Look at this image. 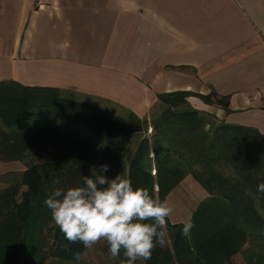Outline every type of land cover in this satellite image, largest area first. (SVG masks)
Returning a JSON list of instances; mask_svg holds the SVG:
<instances>
[{
  "label": "trees",
  "instance_id": "16d2710c",
  "mask_svg": "<svg viewBox=\"0 0 264 264\" xmlns=\"http://www.w3.org/2000/svg\"><path fill=\"white\" fill-rule=\"evenodd\" d=\"M189 97L228 111V96L169 92L157 96L159 111L148 122L132 112L118 115L63 98L55 88L0 82V163L24 168L0 190V264L77 263L73 253L87 249L78 241L69 244L71 251L61 250L68 242L44 201L56 189L83 186L81 177L102 164L110 169L101 174L129 178L134 189L147 188L161 201L188 175L207 194L191 215L188 237L182 235L183 224L168 219L171 244H157L150 260L136 264H235L237 255L245 264H264V194L257 192L264 183V136L193 109ZM44 115L81 126L87 134L61 135L51 128L46 147L54 161L37 164L35 130L28 125ZM25 125L31 127L27 132L18 129ZM136 135L141 137L127 161ZM108 249L105 240L100 250L108 264H126L123 250L112 259Z\"/></svg>",
  "mask_w": 264,
  "mask_h": 264
},
{
  "label": "crops",
  "instance_id": "0c3cea01",
  "mask_svg": "<svg viewBox=\"0 0 264 264\" xmlns=\"http://www.w3.org/2000/svg\"><path fill=\"white\" fill-rule=\"evenodd\" d=\"M0 82L140 118L160 94L215 92L227 112L188 105L264 136V0H0ZM56 121L33 128V146L82 131Z\"/></svg>",
  "mask_w": 264,
  "mask_h": 264
},
{
  "label": "clouds",
  "instance_id": "9594fccd",
  "mask_svg": "<svg viewBox=\"0 0 264 264\" xmlns=\"http://www.w3.org/2000/svg\"><path fill=\"white\" fill-rule=\"evenodd\" d=\"M109 169L102 164L91 176L81 177L83 186L66 192L56 189L44 201L68 242L60 248L71 251L69 244L79 241L88 249L103 239L112 259L123 250L126 264L150 260L157 244H171L167 221L174 205L150 195L147 188L134 189L131 180L120 174L111 179L101 174ZM257 192L264 194V183L257 185ZM193 227L191 220L183 222L182 235L188 237ZM73 256L76 261L81 258L79 252Z\"/></svg>",
  "mask_w": 264,
  "mask_h": 264
},
{
  "label": "rangeland",
  "instance_id": "374dc122",
  "mask_svg": "<svg viewBox=\"0 0 264 264\" xmlns=\"http://www.w3.org/2000/svg\"><path fill=\"white\" fill-rule=\"evenodd\" d=\"M158 109H154L151 114L149 115L148 122L150 121V116L153 114L156 115L158 113ZM56 120L53 117L49 115L40 116L37 119L33 120L32 123H30L28 126L31 127H37L40 123H44L45 120ZM59 125H63V122L56 121ZM69 124V123H68ZM26 127V125H25ZM28 127V128H31ZM27 129V128H26ZM74 130L73 133L78 132L80 135L85 136L86 131L82 129L80 126V129L82 131L76 130L75 127H73ZM27 132V131H26ZM147 136L151 135V126H148V130L146 133ZM141 136L136 135L132 141L131 145L127 149L126 152V160H129V156L133 152V149L140 139ZM33 161L34 163H43V162H52L54 161V152L51 148L46 146H40L35 147L33 149ZM24 168L21 164L17 162H11V163H0V190L7 187L14 178L19 179L20 175L23 173ZM205 197H207L206 192L203 190V188L200 187V185L190 176H186L179 185L168 194L166 199L174 205V211L169 219L171 223H179L183 224V222H186L190 220L191 215L193 211L195 210L196 206L199 204L201 200H203ZM105 240L99 241L97 244L93 245V247L88 248L82 255L80 260L75 264H108V259L105 255L101 253V245ZM233 261L235 264H245L242 257L240 255H237L233 258ZM45 264H57L53 262L52 260H48L45 262ZM63 264H69V263H63Z\"/></svg>",
  "mask_w": 264,
  "mask_h": 264
}]
</instances>
